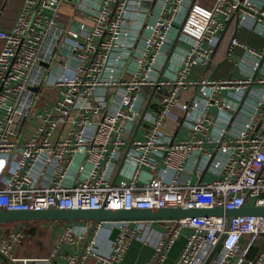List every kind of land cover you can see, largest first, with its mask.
Returning a JSON list of instances; mask_svg holds the SVG:
<instances>
[{
	"label": "built area",
	"instance_id": "built-area-1",
	"mask_svg": "<svg viewBox=\"0 0 264 264\" xmlns=\"http://www.w3.org/2000/svg\"><path fill=\"white\" fill-rule=\"evenodd\" d=\"M207 2L23 0L0 28V209L264 206V41L236 35L264 39V0ZM226 30L231 65L215 75ZM56 231L47 254L26 255L23 227L0 229V264H123L134 240L152 247L143 264H163L180 237L172 264L216 246L208 264H264V215Z\"/></svg>",
	"mask_w": 264,
	"mask_h": 264
},
{
	"label": "water",
	"instance_id": "water-1",
	"mask_svg": "<svg viewBox=\"0 0 264 264\" xmlns=\"http://www.w3.org/2000/svg\"><path fill=\"white\" fill-rule=\"evenodd\" d=\"M236 214L264 215V206H241L237 209L213 208H156V209H43V210H6L0 209V224L22 221H91L101 219H162L191 216L223 215L227 218ZM217 246L211 251L204 264H208Z\"/></svg>",
	"mask_w": 264,
	"mask_h": 264
},
{
	"label": "crops",
	"instance_id": "crops-1",
	"mask_svg": "<svg viewBox=\"0 0 264 264\" xmlns=\"http://www.w3.org/2000/svg\"><path fill=\"white\" fill-rule=\"evenodd\" d=\"M22 1L23 0H0V28L1 29H9L13 25L16 19V16L19 12V9L21 7ZM200 1L203 3H208L207 1L209 0H200ZM9 2L13 3V7H12V10H9L8 12H6V7L10 4ZM228 32L229 30H226L218 34L219 44L217 47V52L214 54L211 63L207 67V69H212L211 71L212 74L215 73V75H225V74H228L229 72L231 63L226 62L224 60V54H225L226 47L228 46V42H229ZM236 35L241 40H244L245 42L251 45L257 46V47L261 46L264 41V39L261 36L253 32H249L248 30L244 28L239 29L236 32ZM1 45H2V40L0 39V48H1ZM223 63H227L225 67H222ZM45 91L49 95H53L54 93V89L52 88H45ZM210 177L211 175L209 176L208 174H206L204 176V179H210ZM47 226H49V224ZM154 226H156L158 229L161 230V226L159 224H154ZM59 227L60 226H57L56 228L59 229ZM0 229H2V227H0ZM107 234H108L107 232L102 231L99 233V237H98L100 244L105 249L109 248L108 246L109 244L106 239ZM52 236L54 235L51 233V237ZM55 236L50 239H53L54 241ZM183 241H184L183 237H180L178 240L175 241V243L172 245L171 249L169 250L167 257L163 264H172L173 259L175 258V256L179 252L181 245L183 244ZM51 245H53V243ZM49 249L47 252H49ZM22 251L23 249L20 248L21 254H22ZM151 255H152V247L150 244H144L140 241L134 240L130 244L128 250L126 251V254L122 262L123 264H143L146 260H148L151 257Z\"/></svg>",
	"mask_w": 264,
	"mask_h": 264
},
{
	"label": "rangeland",
	"instance_id": "rangeland-1",
	"mask_svg": "<svg viewBox=\"0 0 264 264\" xmlns=\"http://www.w3.org/2000/svg\"><path fill=\"white\" fill-rule=\"evenodd\" d=\"M12 7H13V3H10L6 7V12L12 10ZM226 64L227 63H223L222 67H225ZM12 225L10 224L7 226L9 227ZM23 229L26 233V239L22 244V249H23L22 254H27V255L47 254L48 249L52 246L51 244L54 242L53 239L50 238L54 237L57 234V231L52 232V227L49 226L40 227L39 225L33 223L25 224ZM5 231L7 233L10 231V229H7ZM51 233L54 236L51 237Z\"/></svg>",
	"mask_w": 264,
	"mask_h": 264
},
{
	"label": "flooded vegetation",
	"instance_id": "flooded-vegetation-1",
	"mask_svg": "<svg viewBox=\"0 0 264 264\" xmlns=\"http://www.w3.org/2000/svg\"><path fill=\"white\" fill-rule=\"evenodd\" d=\"M69 222L70 221H63V220L55 221V222L22 221V222H14V225L18 224V225L24 227V225L27 223H33V224L39 225L40 227H44V226H47L49 224V227H52V232H54L57 230V228H56L57 226H60V225H63V224L69 223Z\"/></svg>",
	"mask_w": 264,
	"mask_h": 264
},
{
	"label": "trees",
	"instance_id": "trees-1",
	"mask_svg": "<svg viewBox=\"0 0 264 264\" xmlns=\"http://www.w3.org/2000/svg\"><path fill=\"white\" fill-rule=\"evenodd\" d=\"M12 225V224H14V222H10V223H8V224H0V227H2V228H6L5 230H7V229H11L12 228V226H14V225H12V226H7V225Z\"/></svg>",
	"mask_w": 264,
	"mask_h": 264
}]
</instances>
